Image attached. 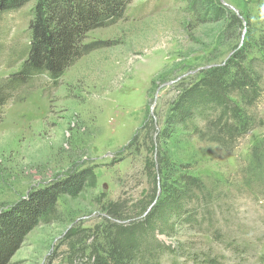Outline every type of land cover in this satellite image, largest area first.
Instances as JSON below:
<instances>
[{"label": "rangeland", "instance_id": "obj_1", "mask_svg": "<svg viewBox=\"0 0 264 264\" xmlns=\"http://www.w3.org/2000/svg\"><path fill=\"white\" fill-rule=\"evenodd\" d=\"M33 5L0 12V82L26 56ZM83 44L56 81L38 74L2 107L0 211L90 174L6 264H92L113 246L135 264H264V0H131ZM230 61L256 83L230 97L245 130L228 109L220 144L206 119L202 135L180 127L167 139L178 83ZM174 182L186 194L175 203Z\"/></svg>", "mask_w": 264, "mask_h": 264}, {"label": "trees", "instance_id": "obj_2", "mask_svg": "<svg viewBox=\"0 0 264 264\" xmlns=\"http://www.w3.org/2000/svg\"><path fill=\"white\" fill-rule=\"evenodd\" d=\"M130 1L0 0V12L16 10L34 2L26 56L19 70L0 82V120L2 107L20 87L29 84L38 74H46L51 81H56L77 58L89 51V47L83 44L86 34L120 20ZM235 62L201 69L198 77L194 74L178 83L181 90L170 103L164 123L167 139H171L180 127L195 135H202L198 126L202 119H206L209 122L208 127L214 133L211 137H215L220 144L223 134H227L224 131L227 127L222 126L219 111L228 109L239 118L236 130H245L241 111L232 105L230 97L236 94L246 96L245 86L253 87L256 83L250 78H245L247 68L241 66L240 62ZM89 175L84 172L71 173L59 180L50 181L32 190L8 209L1 210L0 264L7 263L29 231L47 221L59 196H75L80 193ZM181 178L192 190L201 188L198 178L190 175H182ZM173 185L171 184V192L168 195L175 203L180 199L179 196L186 194L182 189H178L175 182ZM185 186L181 185L182 188ZM153 215L154 211L144 220L148 221ZM92 264H135V261L130 259L127 251L125 253L113 246L106 252L105 258H99Z\"/></svg>", "mask_w": 264, "mask_h": 264}]
</instances>
